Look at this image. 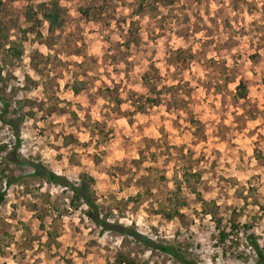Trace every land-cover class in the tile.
<instances>
[{
    "label": "rangeland",
    "instance_id": "1",
    "mask_svg": "<svg viewBox=\"0 0 264 264\" xmlns=\"http://www.w3.org/2000/svg\"><path fill=\"white\" fill-rule=\"evenodd\" d=\"M46 1L0 0V110L32 114L19 124L20 159L94 178L111 230L17 168L21 179L1 185L0 264H178L116 227L178 244L196 264H245L244 232L223 255L214 227L235 220L264 246V0H59L65 22L47 45L22 34L26 6ZM146 72L159 76L155 92ZM13 142L0 122V145ZM169 208L178 213L166 220Z\"/></svg>",
    "mask_w": 264,
    "mask_h": 264
},
{
    "label": "trees",
    "instance_id": "2",
    "mask_svg": "<svg viewBox=\"0 0 264 264\" xmlns=\"http://www.w3.org/2000/svg\"><path fill=\"white\" fill-rule=\"evenodd\" d=\"M64 8L60 5L59 0H48L46 2H41L36 5H27L24 12V20L26 28L22 31L25 36L28 33L34 35L37 40L51 41L55 34L63 27L65 22ZM46 24V35L43 36L40 28L43 24ZM47 45V44H46ZM49 45V44H48ZM9 51L11 56L15 59L21 57L22 51L18 48L17 44H11ZM157 73L156 71H154ZM144 87L148 91L155 92L156 86L159 81L158 74L151 75L148 72L144 73L141 77ZM82 87H78L77 84L72 85L71 91L74 94H78ZM236 98H244V86L240 83L236 87ZM2 101V100H1ZM151 105H156L159 102V96L147 98ZM0 110V122L4 127H7L14 139L13 147L11 150H7V146L0 145V153L4 154L6 164L0 170V206L5 202L6 189L1 187L4 181L6 187H10L13 183L21 179L20 173L15 172V169H25L30 173L32 178L40 180L42 183L48 185H55L67 191L69 194V207L73 210H78L80 207H84L83 215L96 227L101 230H111L106 222V216L101 215L100 207L97 204V200L93 191L94 178L87 174H82L77 183L70 182L66 178L56 175L55 173L47 170L42 164L34 162H26L20 159L18 152L20 145V135H19V124L21 121L32 115L31 113H25L22 107H18L16 110H10V104L7 102H1ZM67 144V141L64 143ZM8 151V152H7ZM14 173L11 176H6L5 173ZM200 203H205V201L200 200ZM32 211L36 212L37 206L33 204L31 206ZM177 208H169L167 211H163L162 214L166 220H171L177 215ZM212 215V214H211ZM220 221H217V225L214 230L217 231L216 240L217 244L221 248L222 254L231 253L233 245H237V242L231 240L229 237L235 233L244 232L245 237V248L248 249L247 258H245L244 263L248 264V259H251L250 264H264V246H261L256 241L255 236L252 233H247L251 231L249 226L243 225L241 229L238 228V224L235 220L229 223L228 228L219 227ZM122 235L131 237L134 241L142 244L149 250L158 251L159 253L168 256L173 259L178 264H196L192 259H189L185 251L182 250V246H178L172 243H160L155 242L145 236L139 234L136 230L132 228L116 227ZM54 233H47V238L50 241L54 239ZM238 236V234H237ZM118 264H137L133 260L126 257L119 258Z\"/></svg>",
    "mask_w": 264,
    "mask_h": 264
}]
</instances>
